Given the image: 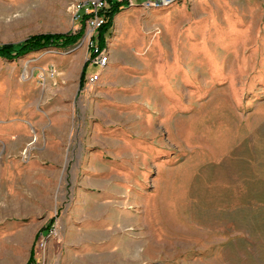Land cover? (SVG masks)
<instances>
[{
    "label": "rangeland",
    "instance_id": "obj_1",
    "mask_svg": "<svg viewBox=\"0 0 264 264\" xmlns=\"http://www.w3.org/2000/svg\"><path fill=\"white\" fill-rule=\"evenodd\" d=\"M88 1L0 0V45L83 26L0 58V264H264V0H116L102 47Z\"/></svg>",
    "mask_w": 264,
    "mask_h": 264
},
{
    "label": "trees",
    "instance_id": "obj_2",
    "mask_svg": "<svg viewBox=\"0 0 264 264\" xmlns=\"http://www.w3.org/2000/svg\"><path fill=\"white\" fill-rule=\"evenodd\" d=\"M126 2H119L116 0L111 1L108 9L106 10L107 21L106 23L98 30L99 44L104 46L105 41L109 35V31L112 27L113 18L120 12L122 9L127 8L125 6ZM82 25V22H79ZM83 36V26L75 33H58V34H38L31 36L24 41L17 44H3L0 45V58L7 61H12L14 59L22 58L30 53H34L40 50L54 48V49H69L75 46L81 37ZM83 68V74L81 80L85 74V68ZM27 264H34L33 256L29 259Z\"/></svg>",
    "mask_w": 264,
    "mask_h": 264
},
{
    "label": "built area",
    "instance_id": "obj_3",
    "mask_svg": "<svg viewBox=\"0 0 264 264\" xmlns=\"http://www.w3.org/2000/svg\"><path fill=\"white\" fill-rule=\"evenodd\" d=\"M111 1L113 0H92L85 3H76L72 6L71 10L74 21L82 22V24L85 25V36L88 41L91 42L98 30L105 24L107 19L106 10L108 9ZM167 3L168 0H154L145 2L142 5L145 6V8H157ZM95 53H97V49ZM105 62L106 57H102L99 65L102 66ZM96 79L97 77L95 76L91 81L93 82Z\"/></svg>",
    "mask_w": 264,
    "mask_h": 264
}]
</instances>
